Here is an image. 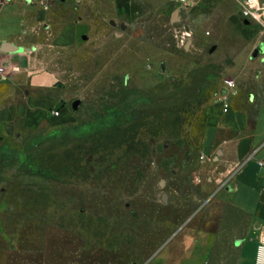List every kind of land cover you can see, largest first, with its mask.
Instances as JSON below:
<instances>
[{"label":"rangeland","instance_id":"rangeland-1","mask_svg":"<svg viewBox=\"0 0 264 264\" xmlns=\"http://www.w3.org/2000/svg\"><path fill=\"white\" fill-rule=\"evenodd\" d=\"M240 2H49L32 117L0 137V264H239L262 221L216 196L206 146L236 131L227 80L233 109L263 99L264 30L239 24Z\"/></svg>","mask_w":264,"mask_h":264},{"label":"crops","instance_id":"crops-1","mask_svg":"<svg viewBox=\"0 0 264 264\" xmlns=\"http://www.w3.org/2000/svg\"><path fill=\"white\" fill-rule=\"evenodd\" d=\"M51 1L0 0V60L10 70L9 79L0 82V137L7 134L10 125L18 118L27 120L26 117H32L29 108L32 103L30 74L37 59L35 52L41 46L38 30L41 24L47 25ZM88 2L109 8L117 0ZM68 26L73 28L74 36L86 30L84 21L71 22ZM61 36L57 35L56 40L63 41V34ZM259 62L255 66L262 67L256 69V75L264 83V59ZM8 91L12 94L11 99L5 94ZM261 91L263 99L257 104L255 114L233 109L232 104L228 112L222 113V117L236 131L217 129L213 135L207 136L206 149L212 151L218 144L222 153L216 169L219 178L216 196L224 195L231 199L234 206L262 221V224L250 227L246 238H239L235 242L239 264L261 262V230L264 227V87ZM258 100L254 97L251 101L256 103ZM41 115L40 111L39 117Z\"/></svg>","mask_w":264,"mask_h":264},{"label":"built area","instance_id":"built-area-1","mask_svg":"<svg viewBox=\"0 0 264 264\" xmlns=\"http://www.w3.org/2000/svg\"><path fill=\"white\" fill-rule=\"evenodd\" d=\"M78 2L79 0H72ZM184 5H190L193 0H179ZM237 21L242 25H257L264 30V0H241L240 8L237 15ZM248 21L249 24L245 22ZM9 67L0 60V82H5L9 79ZM226 86L228 91L221 98L224 112H228L231 108L230 95L237 87L234 80H227ZM261 250H264V229L261 234Z\"/></svg>","mask_w":264,"mask_h":264},{"label":"water","instance_id":"water-1","mask_svg":"<svg viewBox=\"0 0 264 264\" xmlns=\"http://www.w3.org/2000/svg\"><path fill=\"white\" fill-rule=\"evenodd\" d=\"M246 24H249L248 21L245 22ZM262 47H256L253 51V53L251 54V59H256L258 58L261 54H262Z\"/></svg>","mask_w":264,"mask_h":264},{"label":"trees","instance_id":"trees-1","mask_svg":"<svg viewBox=\"0 0 264 264\" xmlns=\"http://www.w3.org/2000/svg\"><path fill=\"white\" fill-rule=\"evenodd\" d=\"M26 158V157H25ZM29 161H31V163H33L34 165H36L39 161V155H35L34 157L32 156L31 159L27 158Z\"/></svg>","mask_w":264,"mask_h":264},{"label":"bare ground","instance_id":"bare-ground-1","mask_svg":"<svg viewBox=\"0 0 264 264\" xmlns=\"http://www.w3.org/2000/svg\"><path fill=\"white\" fill-rule=\"evenodd\" d=\"M260 257H261V262H260V264H264V250H261V252H260Z\"/></svg>","mask_w":264,"mask_h":264}]
</instances>
